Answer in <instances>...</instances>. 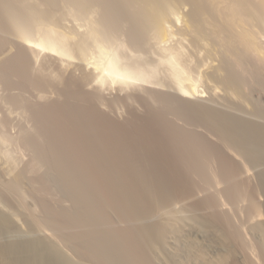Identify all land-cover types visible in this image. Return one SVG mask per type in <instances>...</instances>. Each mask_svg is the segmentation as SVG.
Here are the masks:
<instances>
[{"label": "bare ground", "instance_id": "obj_1", "mask_svg": "<svg viewBox=\"0 0 264 264\" xmlns=\"http://www.w3.org/2000/svg\"><path fill=\"white\" fill-rule=\"evenodd\" d=\"M263 24L264 0H0V201L23 209L0 205V264H156L178 203L220 238L190 264H264Z\"/></svg>", "mask_w": 264, "mask_h": 264}, {"label": "rangeland", "instance_id": "obj_2", "mask_svg": "<svg viewBox=\"0 0 264 264\" xmlns=\"http://www.w3.org/2000/svg\"><path fill=\"white\" fill-rule=\"evenodd\" d=\"M67 20H68V21H67ZM65 21H66V22H65L66 25H67V26H70V25H71L70 22H73L74 20H73L72 18H69V19L67 18ZM69 21H70V22H69ZM75 22H76V21H74V24H76V26H77V25L79 24V22H78V23H75ZM68 23H69V24H68ZM72 25H73V24H72ZM72 25H71V26H72ZM177 25H178V27H180V26H181V23L179 22V23H177ZM263 25H264V24H263ZM263 25H262V26H263ZM73 26H75V25H73ZM178 27L176 26V29H177ZM263 28H264V26H263V27L260 26V27L258 28V31H260V33H261V29H262V31H263ZM259 29H260V30H259ZM262 33H263V34H262ZM262 33H261L262 38H263L262 40L264 41V32H262ZM175 39H177V38L175 37ZM263 43H264V42H263ZM205 87H206V86H205ZM205 87H204V88H205ZM257 87H258V86H257ZM1 88H2V86L0 85V89H1ZM206 88H207V87H206ZM206 88H205V89H206ZM253 89H254V88H253ZM257 89H259V87L256 88V89H254V90H252V92L254 91L253 94L256 95L254 98H255V99L257 100V102H258L259 99L261 100V98H262L263 96L261 97V92L258 93L260 89H259V90H257ZM261 89H262V88H261ZM206 90H207V89H206ZM0 91H2V89H1ZM109 91H110V90H109ZM109 91L106 92V95L108 96V98H109V97H112V98H113V97H116V96H114V95H118V92H116L115 90H114V92H113V90H112V91H111L112 93L109 92ZM128 91H129V90H128ZM257 91H258V92H257ZM2 92H3V91H2ZM130 92H131V91H130ZM208 92H209V90L207 91V93H208ZM115 93H117V94H115ZM123 93H125V92H123ZM123 93H122V94H123ZM207 93H206V95H205V93H204V96H205V97H203L204 99H205V98H208V100L210 99L209 102L211 101V104H212V105H215L216 107L219 105V108H220V107H223V109H228V107L226 108V106L224 105V103H223V99H222V98H221L222 100L219 99V102L221 101L222 103L216 104V103H218V101H216V100H213V101H212V100H211V97H209V96H211V95H209L210 92H209L208 94H207ZM257 93H258V94H257ZM0 94H1V92H0ZM108 94H109V95H112V96H109ZM113 94H114V95H113ZM123 95H124V94H123ZM207 95H208V96H207ZM0 96H1V95H0ZM220 96L222 97V93H221ZM257 96H258V97L260 96L259 99H257ZM262 99L264 100V98H262ZM208 100L205 99V100H203V101L209 103ZM263 100H262V101H263ZM136 101H137V100H135V102L133 103V107H134L138 112H140V113H142L141 111L145 112V107L142 105V103H141V102H138V103H137ZM214 101H215L216 103H215ZM0 102H1V100H0ZM213 102H214V103H213ZM259 103H260V102H259ZM261 103H263V102H261ZM209 104H210V103H209ZM220 105H221V106H220ZM119 106H121V110H120V111H119V109H120ZM119 106L117 107L118 110H116V112L118 111V115H119L118 117H119V119L122 120V119H125V118L127 117V115H128L127 112L129 113V109H128V106H127V105H125V107H124V104H123V103H121ZM140 106H141V107H140ZM224 106H225V107H224ZM126 107H127V108H126ZM143 107H144V109H143ZM125 109H126V110H125ZM229 109H230V108H229ZM127 110H128V111H127ZM123 111H124V112H123ZM126 111H127V112H126ZM233 111H234V112H237V113H239V114H243V113H240V112L235 111V110H233ZM125 113H126L127 115H126ZM120 114H121V115H120ZM246 114H247V113H245V114H243V115H244V116H248V115H246ZM125 115H126V117H125ZM116 116H117V115H116ZM23 158H24V156L22 157V159H23ZM24 159H27V157H25ZM24 159H23V160H24ZM255 184H257V185H255ZM255 184H254V185H255V186H258V187H259V184H260V186H261V183H259V184H258V183H255ZM24 188H25V187H24ZM25 189H26V188H25ZM26 190H27V189H26ZM58 190H59V188H58ZM58 190H57V195H58L57 198L60 199L61 201L63 200L62 202H63L64 204H66V205L69 204V205H70L71 202H70V200H68L67 195H66L61 189H60L59 191H58ZM58 193H59V194H58ZM60 194L62 195V197H61ZM262 195H263V197H264V192L262 193ZM262 195H260V196L262 197ZM65 197H66V198H65ZM261 197H260V201L264 202V201H263L264 198L262 197V198H263V199H262ZM61 198H62V199H61ZM29 200H30V199H29ZM31 201H32V200H30L29 202H31ZM69 202H70V203H69ZM2 204H3V205H2ZM30 204H31V203H30ZM0 205H1L2 207H4V209L7 208V210H8V209L11 210V208H12L11 211L8 210L9 212L15 213V211H17V210H16L17 208H13V206L10 207L11 205L8 206L7 203H4V201H0ZM5 206H6V207H5ZM173 207H174V212H175V213L173 212V214H174V215L177 214L178 216L184 218V221H182V222H184V223H182V224H183V225H182V227H183V231H182V228H181V230H179V231H182V232H181V235H180V232H178L179 237H178V234H177V235H171V237H173V238H174L175 236H177L178 238L176 237V238L172 239V238L170 237V238H169V243L167 244L168 248L165 247V248H167V249H164V246H162V245H161V246L159 245L158 248L156 247L155 249H153L154 251H152V254H153V253H154L155 255L157 254L156 257H155V255L153 254V255H154L153 258H152V260H154L153 262H156V264H161V263H162V264H170V263H171V264H172V263H173V264H178V263H179V264H180V263H181V264H183V263H186V264L189 263V264H190V263L192 262V259H193V258L195 259V255L197 254V253H193V252H194L195 250H196V251H199V249L197 250V248H198L199 246H200V247H204L203 245H206V248L204 247V249H206V250L208 249L207 251L205 250L206 253L208 252L207 254L212 255V257L217 256V254H219L222 250H221V247H220V248H217V247H215L214 245H216V246H218V247L221 246V245H218V243L216 242L217 240H218V242H219V239H220V238H218L217 236H215V234L213 235L212 232H210V233H205L207 236H206V235L203 236V233H202V232H199L200 234L197 233V232H198V229L194 230V229H193L194 227L191 228V230H190L189 227H192L193 225L195 226V223H196V221L194 220V217H193L192 215H190V214H189V211L187 212V209H186L183 205H181V204H179V203H178V204H175ZM168 208H169V210H168ZM168 208H165V209H167V211H168V212H166V214H168V213L172 214V211H173L172 206H171V207L168 206ZM170 208H171L172 210H170ZM184 208H185L186 210H185ZM165 209H164V211H165ZM178 209H179V210H178ZM13 210H14V211H13ZM20 211H21V209H20ZM20 211H17L18 214L20 213ZM22 211H23V209H22ZM22 211H21V212H22ZM177 211H178L179 213H178ZM184 211H185V212H184ZM17 212H16L15 214H17ZM176 212H177V213H176ZM164 213H165V212H164ZM201 213H202V211L198 214V215H200V217H201V215H202ZM166 214H164V215H166ZM184 214H185V215H184ZM161 215H162V216H161ZM177 215H176V216H177ZM155 216L157 217V215H155ZM185 216L188 217V218H186ZM190 216H192V218H191ZM156 217H155V218H156ZM161 217H162V218L164 217L163 214H160V219H162ZM189 217H190V220H188ZM155 218L152 217V219L149 220V222L151 223V221H152L153 219H154V221H152V223L157 222L159 216L157 217V221L155 220ZM186 219H187V222H186ZM185 222L188 223V224H185ZM147 223H148V222H147ZM189 223H190V224H189ZM191 223H192L193 225H191ZM206 223H207V222H205V225H203V226H204V231H205V232H207L206 229L208 228V227H205V226H206L207 224H209V223H207V224H206ZM184 225H185V226L187 225V226L185 227ZM190 225H191V226H190ZM209 225H210V224H209ZM207 226H208V225H207ZM187 227H188V229H189V232H188ZM210 227H211V226H209V229H208V230H211ZM22 228H23L25 231L27 230V229H26L27 227H26L25 225H24V226L22 225ZM184 228H185V229H184ZM192 230H193V231H192ZM190 231H191V232H190ZM192 232H193V233H192ZM190 233H191V234H190ZM201 233H202V235H201ZM175 234H176V233H175ZM183 234H184V235H183ZM185 234H186L187 236H186ZM182 235H183V236H182ZM194 235H195V236H194ZM253 235H254V234L251 235V236H252L251 238H254V237H255V238H254L255 241L252 240V239H251V240H252L253 242H256V241L258 240V239H257V235H256V234H255L256 236H253ZM191 236H192V237H191ZM213 236H214V237H213ZM184 237H185V238H184ZM190 237H191V238H190ZM203 237H204V238H203ZM205 237H206V238H205ZM207 237L210 238V239H211L212 237H213V238H216V239L218 238V239H217V240L214 239V240H215V241H214L213 238H212L211 241H210V239L208 240ZM193 238H194V239H193ZM170 239H172V240H174V241L172 242ZM179 239H180V241H179ZM185 239H186V240H185ZM188 239H189V240H188ZM190 239H191V240H190ZM206 239H207V240H206ZM256 239H257V240H256ZM192 240H194V243H193ZM198 240H199V241H198ZM202 240H203L205 243L202 242ZM212 240H213V241H212ZM170 241H171V242H170ZM197 241H198L199 243H198ZM220 241H221V240H220ZM187 242H190L191 244L193 243L192 245L190 244L191 247H193V245H194L195 243H197V245H196V244L194 245V247H195L196 249H195V248L193 249V248L190 247V248L192 249V251L194 250L193 252H192L191 249L189 248V246H188L189 243L187 244ZM211 242H215V243L212 244ZM175 243H176V244H175ZM178 243H179V244H178ZM203 243H204V244H203ZM208 243H209V244H208ZM177 244H178L179 246H178ZM180 244H181V245H180ZM207 244H208V245H207ZM219 244H223L222 241H221V243H219ZM169 245L171 246V248H172L173 250L169 249ZM175 245H177V246H175ZM174 246H175L176 248L178 247V250H179V251L182 250L181 253H180L181 255L178 253L177 249H174V248H175ZM187 246H188V247H187ZM160 247L163 248V249H161ZM173 247H174V248H173ZM180 247H181V250H180ZM182 247H183V248H182ZM185 248H186V249H185ZM188 248H189V249H188ZM211 248H212V249H211ZM218 249H220V251H219ZM160 250H161V251H160ZM174 250H176V251H174ZM184 250H185V251H184ZM189 250H190V252H188ZM215 250H216V251H215ZM155 251H156V252H155ZM159 251H160V252H159ZM168 251H169V252H170V251H174L175 253L177 252L176 254H177V255L179 254V255H178V256H177L176 254L174 255V253L171 252V253H173V254L170 253V256H167V254L169 255ZM209 251H210V252H209ZM211 251H212V252H211ZM218 251H219V252H218ZM161 252H162V253H161ZM217 252H218V253H217ZM184 253H185V254H184ZM215 253H216V254H215ZM158 254H159V255H158ZM160 254H161V255H160ZM182 254H183V256H182ZM188 254H189V255H191V254H195V255H192V256H194V257H192L191 259H188L187 257H190ZM185 255H186V256H185ZM210 255H209V256H210ZM157 256H158V257H157ZM165 256H166V257H165ZM154 257H155V258H154ZM175 257H176V259H178V261L180 260V259H179L180 257H181L182 259H181L179 262H176L177 260H175ZM171 258H173V259H171ZM164 259H165L166 261H165ZM168 259H169V260H168ZM170 259H171L173 262H171ZM184 259H185V260L188 259V260H187V262L183 261V263H182V260H184ZM163 260H164V261H163ZM167 260H168L170 263H168ZM189 260H190V261H189ZM163 262H165V263H163ZM166 262H167V263H166ZM174 262H175V263H174Z\"/></svg>", "mask_w": 264, "mask_h": 264}]
</instances>
